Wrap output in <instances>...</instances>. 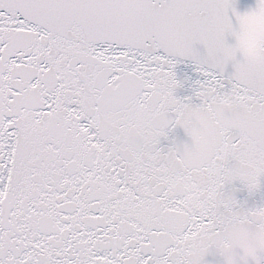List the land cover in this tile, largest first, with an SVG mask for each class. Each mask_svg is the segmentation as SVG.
I'll return each instance as SVG.
<instances>
[{
	"label": "snow or ice",
	"instance_id": "snow-or-ice-1",
	"mask_svg": "<svg viewBox=\"0 0 264 264\" xmlns=\"http://www.w3.org/2000/svg\"><path fill=\"white\" fill-rule=\"evenodd\" d=\"M257 12L0 0V264H264V200L238 197L264 187Z\"/></svg>",
	"mask_w": 264,
	"mask_h": 264
},
{
	"label": "water",
	"instance_id": "water-1",
	"mask_svg": "<svg viewBox=\"0 0 264 264\" xmlns=\"http://www.w3.org/2000/svg\"><path fill=\"white\" fill-rule=\"evenodd\" d=\"M257 0H235V6L238 11L245 12L256 6ZM264 24V17L257 18L256 13L249 16L242 17L240 20L239 39L241 46L251 45L255 48V41L259 38H264V35H260L257 31L258 25ZM231 42V41H230ZM177 79L183 82V87L178 89V95L186 96L191 94V89L194 87L195 81L200 79L198 73L194 71L192 64L188 61L179 63L176 67ZM177 134L182 138L183 134L177 130ZM238 197L241 199L247 198L248 202L259 203L264 200V187L256 192L251 197L246 192L238 193Z\"/></svg>",
	"mask_w": 264,
	"mask_h": 264
},
{
	"label": "clouds",
	"instance_id": "clouds-1",
	"mask_svg": "<svg viewBox=\"0 0 264 264\" xmlns=\"http://www.w3.org/2000/svg\"><path fill=\"white\" fill-rule=\"evenodd\" d=\"M256 17H264V12H257ZM257 31L260 35H264V24L258 25ZM241 52L242 55L251 63H257L262 59L261 54L251 45L243 46Z\"/></svg>",
	"mask_w": 264,
	"mask_h": 264
}]
</instances>
